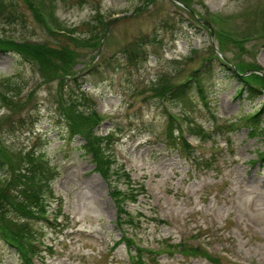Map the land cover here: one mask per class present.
Listing matches in <instances>:
<instances>
[{
  "label": "rangeland",
  "instance_id": "1",
  "mask_svg": "<svg viewBox=\"0 0 264 264\" xmlns=\"http://www.w3.org/2000/svg\"><path fill=\"white\" fill-rule=\"evenodd\" d=\"M13 1L16 9L6 14L17 13L19 19L4 21L0 35L21 48L0 51V158L22 169L29 149L36 148L60 171L52 210L61 208L65 225L57 230L36 226L53 249L45 253V264H131L134 255L121 241L120 209L110 193L119 187L115 173L108 184L95 159L84 155L81 147L88 138H68L69 119L77 130L81 127L73 115L78 104L83 111L96 109L103 121L94 135L113 134L118 163L145 182L147 194L129 206L145 215L137 244L159 251L168 243L206 242L220 258L210 262L179 251L160 252L145 255L144 264H264V133L228 129L240 112L264 110V94L252 103L246 94L237 98L242 82L221 67L224 60L213 63L208 107L192 94L197 106L189 113L213 137L202 141L198 152L210 167L197 166V160L170 145L165 111L178 110L155 98L158 83L161 90L177 89L207 66L203 61L212 48L239 74L245 71L242 81L264 77L249 69L255 63L264 68V0ZM36 8L57 33L46 28ZM64 32L77 39L71 42L59 34ZM7 80L20 89L6 88ZM82 82L87 102L75 99ZM260 118L264 126V112ZM214 119L223 126L220 134ZM16 256L0 241V264H21Z\"/></svg>",
  "mask_w": 264,
  "mask_h": 264
},
{
  "label": "trees",
  "instance_id": "2",
  "mask_svg": "<svg viewBox=\"0 0 264 264\" xmlns=\"http://www.w3.org/2000/svg\"><path fill=\"white\" fill-rule=\"evenodd\" d=\"M31 1L32 0H30V2ZM180 1L187 4V2L190 0ZM13 2V0H0V20L2 19V21H0V25L4 23V21L5 23L8 21L15 22L19 19V15L17 13H14V15L11 16H7L6 14L10 10L16 9L15 3ZM30 9H34L32 4L30 5ZM36 11H38L37 8L34 11L37 15L38 12ZM68 39L72 42L70 38ZM13 46L17 47L13 48ZM18 48H21L20 45L10 43L6 37L3 39L2 35H0V51L6 54V52L10 51L9 49H16L17 51H20ZM211 52L212 56L203 61L205 64H207V66L200 67L199 70L194 71L190 78H188L190 80L187 82L185 81L184 83L177 86V89L175 88L170 91L164 89L161 90V88H163L161 87L162 83H158L157 88H155V98L158 99L157 101H160V98L164 97L166 99H171L170 101L175 102V104H180L185 110H192L191 104H193V102L190 98V95L196 94L199 96V99H202L203 103L205 102V106H207V82L209 81L210 77H212V72L214 71L212 67L214 66L213 61L221 60L214 48L211 49ZM211 57H214V60H210ZM130 58L132 59V57ZM220 63L221 67H225L232 74V77L239 79L240 82L245 84L243 87L246 88L247 98L251 103L258 99L260 95L264 94L263 76L251 75L253 78L250 77V81L245 82L240 79V75L245 73V71L239 74L238 71L234 70L233 67L228 66V64H225L222 61H220ZM249 69L258 70L255 67ZM6 82L8 85L6 88H12L16 91L20 89L19 85L12 82V80H7ZM250 82L260 85L263 91L259 87H253V84ZM76 97L78 99H84V102L88 101L84 94H82V96L81 94H76ZM87 112L91 114L86 115ZM261 114L262 112L260 107L257 108V110L253 113L241 114L240 112L238 118L239 121H236L229 127L232 129L233 126L242 123L244 126L250 127V129L253 130L252 134L256 135L261 133L264 131V128H262L260 125L259 117ZM73 115L77 116L76 119L79 123H81V127L79 130H77L76 128L79 125L76 124V126H74L73 119H69L68 121H70V124L68 123L67 126L69 129L68 138L72 140L78 135L88 138L87 143L81 147L84 151V155H91L92 158L95 159L97 165L96 170L102 174L107 182H109V179H111L110 177H113L112 173L114 170L118 169V167H116L115 157H113L109 146L110 138L104 137L100 139L94 135V128L100 121L95 115L93 107L84 113H80V111H78L76 108L74 109ZM177 121L178 119L176 117L173 119L171 117L168 118L167 135L169 137V143L173 146V148L179 150V152L185 153V155L192 154L190 147L184 143L181 133L177 132V129L179 130V123ZM84 128H88V130L85 132ZM176 132L178 134H176ZM86 134L88 136H86ZM24 161L25 163L23 164L22 169H17L12 168V166L4 162V159L1 160L0 158V221H7L6 226L0 222V234L5 238V242L10 246L11 249H16V253L22 264H31L32 257H37L41 253L39 247L32 244V237L38 238V235H41L40 231L35 228V225L38 223H43L46 226L49 225L46 218V198L50 194L49 185H51L52 182L57 179L58 173L54 171L47 162L43 161L42 157L38 156L33 151L29 152ZM118 171L119 174L116 177V182L125 183V187H129L131 181L127 173L124 172L122 175H120L121 170ZM10 172L12 173L10 174ZM10 177L12 179V183L9 184V192L11 194L7 195L6 186ZM111 194L119 206L120 214L123 213L121 215L120 221L129 223V213H127V210L124 208L126 200L133 197V193L131 194L130 190L128 193L124 192V188H115ZM35 241H37V239H35ZM128 244H132V241H128ZM137 251L138 254L136 256V264H144L143 252H141L140 249ZM191 252L206 256V254L200 251V249L192 248Z\"/></svg>",
  "mask_w": 264,
  "mask_h": 264
},
{
  "label": "bare ground",
  "instance_id": "3",
  "mask_svg": "<svg viewBox=\"0 0 264 264\" xmlns=\"http://www.w3.org/2000/svg\"><path fill=\"white\" fill-rule=\"evenodd\" d=\"M37 16L39 17V19L41 20V21H45L44 20V18L41 16V14H39V13H37ZM211 55L210 56H212V53H210ZM210 56H207L208 58L210 57ZM214 60V57H211L210 58V60ZM207 60V59H206ZM209 60V61H210ZM205 61V60H204ZM217 61V60H216ZM213 62H215V60L213 61ZM252 67H255V68H257L260 72L262 71L263 73H264V68L261 66V65H258V63H255V64H253V66ZM264 75V74H263ZM251 77V76H250ZM78 80H76V82H77ZM263 87V86H262Z\"/></svg>",
  "mask_w": 264,
  "mask_h": 264
},
{
  "label": "water",
  "instance_id": "4",
  "mask_svg": "<svg viewBox=\"0 0 264 264\" xmlns=\"http://www.w3.org/2000/svg\"><path fill=\"white\" fill-rule=\"evenodd\" d=\"M175 1V0H174ZM175 2H177V1H175ZM206 25H208V24H206ZM209 27H211L210 25H208Z\"/></svg>",
  "mask_w": 264,
  "mask_h": 264
}]
</instances>
